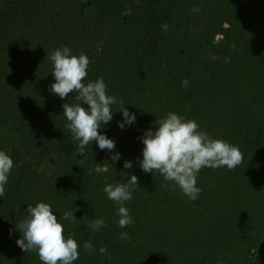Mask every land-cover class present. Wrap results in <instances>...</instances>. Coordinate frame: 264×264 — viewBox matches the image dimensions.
<instances>
[{
    "label": "trees",
    "instance_id": "obj_1",
    "mask_svg": "<svg viewBox=\"0 0 264 264\" xmlns=\"http://www.w3.org/2000/svg\"><path fill=\"white\" fill-rule=\"evenodd\" d=\"M63 46L88 57L85 83L102 76L107 94L135 115L120 129L119 103L112 105L113 118L100 129L115 142L112 152L93 142L80 155L65 127L62 105L79 103L76 94L62 100L48 90L55 83L49 54ZM169 112L243 155L233 170L202 168L195 201L179 187H161L171 182L138 164L143 134ZM4 128L17 143L7 153L14 167L0 197V264H42L15 243L16 224L38 202L51 206L65 237L75 233L74 264H264V0H0ZM132 175L138 185L124 206L134 223L121 228L103 188ZM65 211L76 220L63 219ZM101 218L107 227L87 226ZM89 241L91 254L83 249Z\"/></svg>",
    "mask_w": 264,
    "mask_h": 264
},
{
    "label": "clouds",
    "instance_id": "obj_2",
    "mask_svg": "<svg viewBox=\"0 0 264 264\" xmlns=\"http://www.w3.org/2000/svg\"><path fill=\"white\" fill-rule=\"evenodd\" d=\"M196 7L193 11L199 12ZM131 14V9L121 13L122 17ZM164 31L168 25L161 26ZM53 64L52 76L55 83L49 86V92L66 100L69 94L75 93L79 103L62 105L63 116L66 118L65 127L72 134V139L78 141L79 154L84 156L88 145L95 142L100 150L112 152L115 142L101 134L100 129L107 125L113 118L112 105L119 103V112L123 122H118L117 127L124 129L126 125L135 122V115L130 114L121 98L107 94V85L101 76L95 81H84L88 75L89 59L81 52L73 55L66 47L55 49L49 54ZM227 62V58H225ZM189 81L185 78L181 85L186 89ZM87 105V108L81 106ZM143 144L142 160L138 161L139 167L145 173L159 172L165 181L171 182L161 187L175 190L177 187L189 200L195 201L201 194V189L196 186V178L202 168L218 169L227 167L235 169L242 163L243 155L239 148L223 139H214L206 132L200 130L195 120L187 119L174 112L167 113L161 119H155V131L149 129L141 139ZM112 161L120 159L119 154L110 156ZM107 164V163H106ZM108 165V164H107ZM14 164L5 151H0V197L6 195L5 186ZM125 169H131L132 163L126 161ZM95 172L107 171L105 166L95 165ZM138 185V178L130 176L127 183L105 182L103 193L118 206L117 221L119 227L126 228L134 223L130 210L125 207V202L131 201L133 191ZM72 211H65L63 219L75 221ZM87 220L88 217H84ZM92 231L107 227L104 219L90 220L87 225ZM16 231L20 238L16 245L23 252H36L42 264H74L79 259V245L74 239L75 233L65 237L64 226L58 222L49 204L38 202L35 206L29 204L24 218L16 224ZM119 239L127 241L129 235L122 232ZM83 249L91 254L95 251L93 244L85 242ZM107 248H99L100 254H105Z\"/></svg>",
    "mask_w": 264,
    "mask_h": 264
},
{
    "label": "rangeland",
    "instance_id": "obj_3",
    "mask_svg": "<svg viewBox=\"0 0 264 264\" xmlns=\"http://www.w3.org/2000/svg\"><path fill=\"white\" fill-rule=\"evenodd\" d=\"M16 143L17 135L10 128H4L0 133V150L8 153L10 148L15 146Z\"/></svg>",
    "mask_w": 264,
    "mask_h": 264
}]
</instances>
